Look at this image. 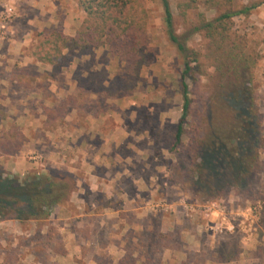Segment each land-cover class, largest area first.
Instances as JSON below:
<instances>
[{
    "label": "rangeland",
    "instance_id": "obj_1",
    "mask_svg": "<svg viewBox=\"0 0 264 264\" xmlns=\"http://www.w3.org/2000/svg\"><path fill=\"white\" fill-rule=\"evenodd\" d=\"M183 1L169 0L180 34L177 4ZM251 1L263 0L240 2ZM145 3L150 56L135 90L112 101L107 120L95 117L99 108L92 95L65 122L47 125L44 108L78 93L72 77L81 67L74 54L54 66L31 54L54 31L74 37L85 14L72 0H0V167L23 179L48 171L76 181L71 204L54 210L46 223L0 222V243L16 239L15 247L18 237L34 241L41 232L40 249L51 256L65 251L52 259L57 264H264V151L259 171L244 187H228L213 197L199 186L194 174L200 158L191 139L208 126V81L199 75L188 80L191 115L176 147L184 59L168 39L162 0ZM257 12L236 18L235 28H248L264 55V22L254 17ZM199 13L215 15L200 2L188 12L189 24ZM207 43L193 36L187 45L205 55ZM102 55L97 51L92 63L105 67L112 79L123 65ZM256 77L264 135V56ZM33 261L26 257L27 264Z\"/></svg>",
    "mask_w": 264,
    "mask_h": 264
},
{
    "label": "trees",
    "instance_id": "obj_2",
    "mask_svg": "<svg viewBox=\"0 0 264 264\" xmlns=\"http://www.w3.org/2000/svg\"><path fill=\"white\" fill-rule=\"evenodd\" d=\"M72 1L85 14L77 34L70 37L62 30L54 31L45 41L39 42L31 54L37 62L51 66L74 54L81 67L72 77L79 86L78 93L67 96L55 108H44L47 125L65 122L72 116V111L84 109L83 102L92 95L97 98L99 108L95 117L103 116L107 120L112 101L135 90L150 56V14L145 0ZM240 1L185 0L178 3V16L184 28L180 34L175 28V15L169 0H162L163 24L168 39L184 59L180 77L183 106L177 125L176 147L183 142L191 115L188 80L195 81L199 75L208 81V126L191 142L200 158L194 176L198 175L199 186L213 197L228 187L242 188L251 182L260 169V152L264 151L263 115L256 77L264 55L261 43L251 39L248 28L242 31L235 28L236 18L251 17L264 2ZM200 2L215 15L209 18L199 13L196 22L189 24L188 12L199 9ZM193 36L208 42L205 55L188 47L187 42ZM97 51H102L104 57L118 60L123 65L122 71L110 79L105 67L99 69V64L92 63ZM209 68L213 69L212 73L208 72ZM75 189L76 181L72 175L42 171L30 173L23 179L7 174L0 167V222L46 223L54 210L71 204ZM40 234L36 233L34 241L18 237L15 247L16 239L12 245L9 239L4 241L6 245L0 243V264H27V256L33 257L32 264H57L56 261L52 263V259L64 256L65 251L58 249L55 256L47 254L45 249L37 246ZM149 253L147 249L145 255ZM139 261L118 264H137Z\"/></svg>",
    "mask_w": 264,
    "mask_h": 264
},
{
    "label": "crops",
    "instance_id": "obj_3",
    "mask_svg": "<svg viewBox=\"0 0 264 264\" xmlns=\"http://www.w3.org/2000/svg\"><path fill=\"white\" fill-rule=\"evenodd\" d=\"M262 2H264V0L262 1ZM255 18H257V20L259 21V22H264V4L260 7V8H258V12H257V14H255V16H254ZM71 36H73V35H71ZM114 135H111V136H109L108 137V139H107V141L109 142L110 141V138H112ZM122 136V135H121ZM126 138V137H125ZM125 142V141H124ZM113 155H116V154H113ZM115 158V157H114ZM119 158V156L116 158V160ZM128 162V161H127Z\"/></svg>",
    "mask_w": 264,
    "mask_h": 264
},
{
    "label": "built area",
    "instance_id": "obj_4",
    "mask_svg": "<svg viewBox=\"0 0 264 264\" xmlns=\"http://www.w3.org/2000/svg\"><path fill=\"white\" fill-rule=\"evenodd\" d=\"M14 1V0H11V2ZM12 4V3H11ZM7 11L8 13H13L14 11V8L12 7V5H7Z\"/></svg>",
    "mask_w": 264,
    "mask_h": 264
}]
</instances>
